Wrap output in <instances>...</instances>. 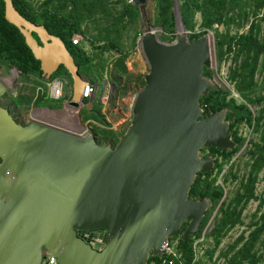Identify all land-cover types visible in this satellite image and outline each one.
Here are the masks:
<instances>
[{
    "label": "water",
    "instance_id": "1",
    "mask_svg": "<svg viewBox=\"0 0 264 264\" xmlns=\"http://www.w3.org/2000/svg\"><path fill=\"white\" fill-rule=\"evenodd\" d=\"M146 1L133 0L142 14ZM4 3L6 20L23 34L42 75L49 79L64 66L73 81L70 103L80 106L89 80L65 42L12 0ZM144 24L150 70L114 147L36 119L19 123L0 105V264H39L48 255L58 264H148L186 221L182 248L197 230L208 201L190 190L198 173L214 166L201 150L236 146L225 111L204 115L200 104L213 88L203 74L210 41L163 42ZM5 92L0 82V96ZM78 230L105 235L97 246Z\"/></svg>",
    "mask_w": 264,
    "mask_h": 264
},
{
    "label": "trees",
    "instance_id": "2",
    "mask_svg": "<svg viewBox=\"0 0 264 264\" xmlns=\"http://www.w3.org/2000/svg\"><path fill=\"white\" fill-rule=\"evenodd\" d=\"M12 1L16 9L27 19L44 24L51 34L62 38L79 66L80 72L88 76L92 83H94L97 74L102 76L106 70L108 59L102 55L106 51L121 48L119 44L122 42L121 36L126 28L125 15L130 17V22L140 17V9L127 0H116L118 3H123L124 11H118L112 20L109 18L112 15L111 2L113 0H44L38 3L31 0ZM247 3L248 0H179L181 20L186 30L194 32L197 27L201 28L199 32L191 34V40L202 36L208 29L214 28L215 23L226 24L227 33L220 35L217 39L218 58L221 61L230 55L232 64L229 79L234 83L235 89L242 99L245 100V103L239 104L234 97L227 98L228 92H223L220 89L211 90L200 98V104L205 115L212 111L230 110L226 114V119L230 121V132L236 146L232 149L209 147V156H213L216 162L215 168L206 173H198L190 190V195L209 198L214 204L220 202L224 196L225 188L216 183L217 176L223 171L224 164L232 160L234 154L245 142V137L239 134V124L244 122L252 124L254 121L255 130H260V139L258 141L251 140L250 147L247 149V154L252 160L248 164V172L240 178L237 172L232 171V163H235V161L231 163V170L228 174L235 179H239V185L231 199L222 200L221 218L212 232L213 247L207 249L208 255L212 259L223 236L237 224L243 223L241 215L244 207L252 199L258 200L259 206L251 217L249 224V235L245 236L243 233L224 252H221L223 256L230 255L227 264H258L264 260V251L260 252L257 248V244L261 243L264 249V241L262 240L264 234V187L263 193L260 195L257 194L256 190L259 173L264 167V94L259 93L260 86L255 79V74L258 72L263 73L264 76V38L260 35L261 22L258 20H254L249 24L246 33L239 34L236 32L231 34L228 31L230 23L233 22L238 26H242L243 22L248 19L249 13L256 15V10L263 6V0H253L255 8L247 11L243 16H239L236 9H240ZM173 6V0H156L157 15L154 26L162 29L161 39L166 42H172L177 31ZM230 12L236 13L239 19L232 21L229 16ZM198 13L201 15V21L196 18ZM88 21L95 23L94 25L98 29V36L93 35L92 40V43H96L99 47L100 53L98 56L90 55L85 45L72 42L76 33H83V37L88 36V30L82 29L83 23ZM34 36L37 37L35 33ZM100 41L102 43H99ZM119 54L120 56L114 64V68L120 71L121 74H125L127 72L125 59L128 54L127 51L122 50ZM0 63H5L8 69L16 67L26 75H40L41 80L45 79L42 75L41 62L33 55L25 42L23 34L18 27L6 20L4 0H0ZM59 68L64 69L70 75L64 66ZM203 74L206 77H211L212 70L205 66ZM52 78L54 77L51 76ZM141 83L145 86V79H141ZM35 86L30 88V91L34 92L33 95L18 94L17 102L21 104L24 101L27 105H44L55 109L62 107V101H58L61 98L55 101L56 98L49 97L46 91H40L35 95ZM43 86L47 88L44 82ZM250 106H259L256 115L253 116V110ZM95 111H99L98 108ZM95 111L84 119L96 118L107 123L104 116L100 112L95 114ZM117 142V140H113V146ZM214 171H217V175L212 177ZM228 174L224 176L226 182L229 179ZM205 221V219H201L194 236L189 239L190 241L184 248H182L183 239L181 238L182 259L179 262L177 261L176 264H190L193 261L194 237L201 234ZM185 229L181 231L184 232ZM241 243L242 245H240ZM153 262L160 264L161 258L150 256L148 264H153ZM213 264L217 263L214 262Z\"/></svg>",
    "mask_w": 264,
    "mask_h": 264
},
{
    "label": "rangeland",
    "instance_id": "3",
    "mask_svg": "<svg viewBox=\"0 0 264 264\" xmlns=\"http://www.w3.org/2000/svg\"><path fill=\"white\" fill-rule=\"evenodd\" d=\"M31 1L38 3L40 1L43 2L44 0ZM127 1L135 5L133 0ZM173 1V10L176 19L177 31L175 38L172 42L179 40L191 42V34H193L194 32H199L201 28L199 29V27H197L194 32L186 30L183 23H181L182 20H179L177 12L175 10L176 5L179 6V0ZM111 5L113 9L112 15L109 18L110 20L113 19V16H115L118 11H124V5L122 2L118 3L116 0H113L111 2ZM254 8L255 7L253 0H248V3L246 5L240 7V9L237 8L236 11L239 12V16H243V14L247 13V11H251ZM256 11V15H251L250 13L248 14V19L243 22L242 26H238L236 23L233 22L230 23L228 28L229 33H246L249 28V24H251L254 20H258L261 22L260 35L262 38H264V0L263 6ZM156 15V0H147L145 3V9L143 14L140 12V17H138V19H136L135 21L130 22V17L125 15L126 28L121 36L122 42L119 44L121 48L118 50L106 51L104 55H102L104 58L108 59V63L103 75L100 76L99 74H97L94 78L95 80L93 84L96 85L97 90L95 92V95L91 99L86 98L84 99L86 101L82 100L80 106L78 107L71 105V99H68L67 95L70 90L69 86H72V78L64 69L58 68L52 74V77L56 79L64 77L69 82V84L63 83L62 87L64 88L65 95L60 100H58L59 102L62 101V107L56 109L44 105H36L35 107H33L32 104L27 105L24 101H22L23 106L15 107L16 109H14V105L11 104V107L14 110L12 111V113L14 114L15 119L22 124H25L31 119H36L38 121H42L44 123L63 128L76 134L85 136L91 134L97 139L99 143H108L112 147H114L113 140L119 141L121 135L128 129L129 125L131 124L135 98L137 96V93L141 91L144 87V85H142L141 83V79H144V75L149 73L150 70L149 63L142 47V36L146 31V26L144 23L149 22L152 29L156 31V34L161 39L162 29L154 26ZM229 16L230 18H232V21H236L237 19H239V17L236 16V13L233 12H230ZM196 18L198 19V21H201L200 13L196 15ZM94 24L95 23H93L92 21L83 23L82 29H87L89 33L87 34L88 36L84 37V34L81 33V35H83L80 44L85 45L90 55L98 56V54L100 53L99 47L96 45V43H92L93 35L98 36V29L95 27ZM226 33V24L215 23L214 28L208 29L207 32L202 35L207 36L210 41L211 59L208 68L212 70V75L211 77H205L209 79L212 83V91L220 89L223 92H228L227 98L234 97L239 104L245 103V100L242 99L241 95L235 89L234 83L231 82L229 79V72L231 71L232 64V59L230 55L223 58L221 61L218 58L219 52L217 48V39L220 37V35H224ZM99 43H102V41H100ZM120 50L127 51L128 54L125 59V64L127 66V72L125 74H121L120 71L114 68V64L117 62L120 56ZM4 72L5 71L2 70L0 74H3ZM15 72L16 69L14 67L6 70V73L2 79L4 83L8 86L13 85L15 79H17L18 81V85L16 83V86H12L10 88L11 91L8 92L10 100H12V98L18 100V94H22L25 96L33 95L34 92L30 91V88H32L36 84L37 85L35 86V95L39 93L38 87H40L41 85V92L46 91L48 96L51 97L49 93L50 89L48 86L47 88L43 86V82L41 80L40 75L32 74L31 76L20 72L18 76ZM81 74L85 79H89L88 76H86L85 74ZM111 77L113 80L111 79ZM255 79L258 81L260 86L259 93L264 94L263 73L258 72L257 74H255ZM54 100L57 101V99ZM250 107L253 110V116L256 115L259 106ZM97 108L99 111H95L97 110ZM223 110L226 114L230 111L229 109ZM94 111L95 114L100 112L104 116V120H106L107 123H104L100 121V119L96 118L84 119L85 117L92 115ZM255 128L256 125L254 121L252 124H249L248 122L239 124V134L245 137V142L242 147L234 154L232 160L224 164L223 171L220 175L217 176L216 183L222 185L225 188L223 198L220 200V202L216 204H214L209 198H206L208 202L210 201L209 205H211L208 206V209L206 210L203 217V219L206 220L204 227L208 222H211V226L213 227L209 233V236L207 237V240L198 242L197 249L193 250L194 257L193 261L190 264H213L214 262H216L217 264H227V260L230 255L223 256L221 252H224L243 233L245 234V236H248L250 233L249 224L251 222V217L259 206V201L256 199H252L244 207L241 215L243 223L237 224L235 227L230 229L225 236H223L218 249L213 255V258L210 259L207 249L213 247L212 232L214 231L215 226L221 218V202L224 199H231L239 185V179H235L232 175L228 174L231 170V163L235 161V163H232V171L237 172L240 178L248 172V164L251 163L252 160L247 154V149L248 147H250L251 140L258 141L260 139V130H255ZM230 134L232 135L231 132ZM209 154V148L201 150V156L203 158H206L207 156H209ZM215 165L216 162L214 159V166L212 167V169L215 168ZM227 174L229 175V179L226 182L224 180V176ZM215 175H217V171L212 172L211 176L213 177ZM263 187L264 167L259 173V179L256 188L257 194L260 195L261 193H263ZM199 237L200 235L195 236L194 239H198ZM262 240L264 241V234L262 235ZM240 245H242V243ZM257 248L260 252L264 251L263 244L261 243L257 244ZM44 262L45 261H42L39 264H44ZM258 264H264V260L259 262Z\"/></svg>",
    "mask_w": 264,
    "mask_h": 264
},
{
    "label": "built area",
    "instance_id": "4",
    "mask_svg": "<svg viewBox=\"0 0 264 264\" xmlns=\"http://www.w3.org/2000/svg\"><path fill=\"white\" fill-rule=\"evenodd\" d=\"M81 41H82V35L80 33L74 34V38H73L72 42L74 44H80ZM15 69H16L15 73H16V75H18L20 73V71L17 68H15ZM45 80L44 81L42 80V81L49 87V89H50L49 93H50V96L52 98L60 99V98L64 97L65 92H64V88L62 87L63 83L69 84V82L66 78H64V77L58 78V79L52 78V79H45ZM88 82L89 83H87L85 85V88H84V91L82 94L83 100L86 98L91 99L95 95V92L97 90V87L95 84H93L90 80ZM69 88H70V90H69V93L67 95V98L71 99V97H72V86H69ZM41 90H42V87L41 86L38 87V92H40ZM212 227L213 226H211V222H208L206 224V226L203 228V230L200 234V237L198 239H194L193 250L197 249L198 242L207 240V237L209 236V233H210ZM79 231L80 230H78V233H80ZM93 234H91V236H89V237L92 240L94 238L95 241L94 240L93 241L98 246V242H99L98 240L103 239L105 233L101 231L99 233H96L94 236H92ZM89 237L85 236V238H89ZM180 243H181V235L169 237L165 241V243L162 247V256L159 257V258H161L160 264H176L177 261L178 262L181 261V259H182V253H181L182 248L180 249ZM99 247H100L99 249H102L103 245H100ZM42 261H45L44 264H58L56 257L51 256V255H48ZM153 264H156V263L153 262Z\"/></svg>",
    "mask_w": 264,
    "mask_h": 264
},
{
    "label": "flooded vegetation",
    "instance_id": "5",
    "mask_svg": "<svg viewBox=\"0 0 264 264\" xmlns=\"http://www.w3.org/2000/svg\"><path fill=\"white\" fill-rule=\"evenodd\" d=\"M14 68H16V67H14ZM2 70H4L5 72L3 73V74H0V82L1 83H3L4 85H5V87H6V92H5V94L4 95H1L0 96V105L1 106H3V107H5V108H7L8 109V111L10 112V114L14 117V119H15V116H14V114L12 113V111H14L13 109H12V107H11V104H13L14 105V109H16L15 107H20V106H23V103H18L17 102V99L15 100L14 98H12V100H10V96H9V94H8V92L9 91H11V87L12 86H16V83H17V85H18V81H17V79H15V81L13 82V85H11V86H8V85H6L5 83H4V81L2 80L3 79V77H4V75H5V73H6V70H8V68H7V65L5 64V63H0V72L2 71ZM20 71V70H19ZM20 74V73H19ZM19 74H18V76H19ZM8 97H9V99H8ZM6 100V101H5ZM33 105V107H35L36 105H34V104H32ZM16 120V119H15ZM17 121V120H16ZM18 122V121H17ZM190 224V222L189 221H186L185 222V227H183L182 229H184V228H187L188 227V225ZM181 229V230H182ZM80 232V234L81 235H83L84 237L86 236H91V234H93L92 236H94L96 233H99V232H101L100 230H89V231H79ZM90 241H92L90 238H88ZM93 240H94V238H93ZM95 241V240H94Z\"/></svg>",
    "mask_w": 264,
    "mask_h": 264
},
{
    "label": "clouds",
    "instance_id": "6",
    "mask_svg": "<svg viewBox=\"0 0 264 264\" xmlns=\"http://www.w3.org/2000/svg\"><path fill=\"white\" fill-rule=\"evenodd\" d=\"M45 79H47V78H45ZM49 79H51V78H49ZM87 80H89V79H87ZM201 107H202V106H201ZM202 109H203V107H202ZM203 111H204V110H203ZM204 115H205V114H204ZM225 120H227V119H225ZM228 121H229V120H228ZM229 123H230V121H229ZM204 149H207V148H204ZM207 157H208V156H207ZM193 197H194V196H193ZM197 197H198V196H197ZM204 199H206V198H204ZM207 201H208V200H207ZM209 203H210V201L208 202V206L211 205V204L209 205ZM208 206H207V209H208ZM207 209H206V210H207ZM205 212H206V211H205ZM204 214H205V213H204ZM203 216H204V215H203ZM203 216H202V218H203ZM183 227H185V226H182V227L180 228V233H179V235H181V238H182V239H183V233H184V232L181 231V229H182ZM198 227H199V226H198ZM197 229H198V228H197ZM185 230H186V229H185ZM185 230H184V231H185ZM194 233H195V232H194ZM192 236H193V235H192ZM192 236H191V237H192ZM191 237H190V238H191ZM188 242H189V241H188Z\"/></svg>",
    "mask_w": 264,
    "mask_h": 264
}]
</instances>
